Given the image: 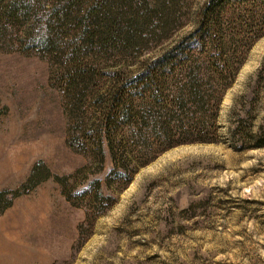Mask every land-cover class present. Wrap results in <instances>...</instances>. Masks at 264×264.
Returning <instances> with one entry per match:
<instances>
[{"label":"rangeland","instance_id":"1","mask_svg":"<svg viewBox=\"0 0 264 264\" xmlns=\"http://www.w3.org/2000/svg\"><path fill=\"white\" fill-rule=\"evenodd\" d=\"M206 1L130 0L125 25L134 35L114 61L161 53L192 31ZM219 122L216 142L170 148L126 188L104 187L112 206L81 232L86 209L56 178L91 160L67 143L51 61L0 53V264H264V147L231 140L243 123L264 135V36L226 91ZM111 169L107 151L95 177Z\"/></svg>","mask_w":264,"mask_h":264},{"label":"trees","instance_id":"2","mask_svg":"<svg viewBox=\"0 0 264 264\" xmlns=\"http://www.w3.org/2000/svg\"><path fill=\"white\" fill-rule=\"evenodd\" d=\"M129 7L130 0H0V53L51 61V83L63 94L67 143L91 160L56 178L66 198L86 209L81 232L112 206L104 187L126 188L170 148L218 140L225 93L264 36V0H208L187 35L124 65L114 58L126 55L134 35L125 25ZM232 134V141L245 142L240 148L264 147L254 125L243 123ZM107 151L112 169L102 180L95 176L104 171ZM50 177L46 171L40 182Z\"/></svg>","mask_w":264,"mask_h":264}]
</instances>
